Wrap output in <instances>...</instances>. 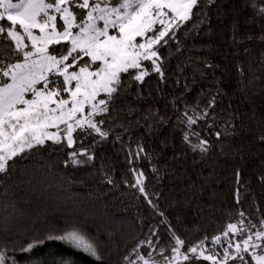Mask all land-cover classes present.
<instances>
[{
  "label": "trees",
  "instance_id": "trees-1",
  "mask_svg": "<svg viewBox=\"0 0 264 264\" xmlns=\"http://www.w3.org/2000/svg\"><path fill=\"white\" fill-rule=\"evenodd\" d=\"M246 4L201 0L192 19L159 49L163 78L151 72L150 62L144 63L150 75L143 82L122 74L108 112L96 117L104 121L100 126L109 133L107 139L75 134V147L82 140L94 156L91 162L66 167L71 149L48 142L18 160L14 172L0 176V248L10 258L8 264L11 258L18 264H58L62 256L77 264H96L59 241L46 240L31 253L19 251L35 238L73 227L94 238L103 264L135 260L133 249L148 239L153 247L141 245L140 253L151 251L163 262L159 252L167 249L165 255L171 256L172 233L185 241V249L204 240L205 248L222 254L227 246L222 234L228 223L241 219L240 212L249 230H261L264 19L254 17ZM193 109L209 113L194 126L209 141L207 153L194 152L183 141L187 129L181 119ZM138 147L145 152L129 165V153ZM130 167L144 171L156 208L131 187ZM216 235L222 237L221 245L211 243Z\"/></svg>",
  "mask_w": 264,
  "mask_h": 264
},
{
  "label": "snow or ice",
  "instance_id": "snow-or-ice-1",
  "mask_svg": "<svg viewBox=\"0 0 264 264\" xmlns=\"http://www.w3.org/2000/svg\"><path fill=\"white\" fill-rule=\"evenodd\" d=\"M200 2L0 0V22H7L0 23V176L14 172L18 160L27 158L34 150L39 152L48 142L71 149L64 162L66 167L91 162L94 156L82 140H79L80 148L75 147L78 137L74 134L79 130L85 137L96 134L101 140L107 139L109 133L100 126L104 121L96 117L108 112V101L118 91L122 74L143 82L150 75L144 64L147 61L151 72L163 78L159 49L167 45L183 23L192 19ZM246 7L254 17L264 19V0H247ZM101 94L107 99H98ZM214 102V98L209 101V107ZM208 115L207 110L193 109L192 114L186 110L181 119L187 129L183 132V141L194 152L209 151V141L201 138L194 128ZM215 136L219 139L221 133L216 132ZM193 137L196 143L192 142ZM260 139L264 140V136ZM144 152L143 147L130 152L129 165ZM129 171L134 179L131 187L156 208L146 190L144 171L136 167H130ZM152 171L157 169L153 167ZM239 215L241 219L228 223L222 234L227 240L222 254L205 248L204 240L185 249V241L172 233L171 256L165 255L167 249L159 252L163 264H195L201 260L210 264L234 261L264 264V220L260 222L261 230L251 232L243 219L244 213ZM230 234L240 239L233 241ZM46 240L59 241L76 253L92 258L96 264H103L104 256L94 238L75 227L35 238L19 251L31 253ZM211 243L221 245L222 237H212ZM145 244L153 247L151 239L141 241L133 249L135 260L125 257L126 264H161L151 251L146 255L140 253V246ZM9 259L0 248V264H8ZM11 264L18 261L11 258ZM58 264L77 262L71 256H62Z\"/></svg>",
  "mask_w": 264,
  "mask_h": 264
},
{
  "label": "rangeland",
  "instance_id": "rangeland-1",
  "mask_svg": "<svg viewBox=\"0 0 264 264\" xmlns=\"http://www.w3.org/2000/svg\"><path fill=\"white\" fill-rule=\"evenodd\" d=\"M14 2H15V0H14ZM26 43H27V41H26ZM50 50H51V49H50ZM146 62H147V61H146ZM144 63H145V62H144ZM102 95H104V94H101V96H102ZM101 96L98 97V99H101ZM29 98H30V97H29ZM78 132H79V130L77 131V133H78ZM75 134H76V133H75ZM75 134H74V135H75ZM250 231H251V232H255V231H253V230H250ZM245 238H246V237H245ZM238 240H239V239H238ZM238 240H237V241H238ZM246 259H249V260H250V258L247 257V256H246ZM236 262H237V264H240V261H236ZM161 264H163V262H161Z\"/></svg>",
  "mask_w": 264,
  "mask_h": 264
}]
</instances>
